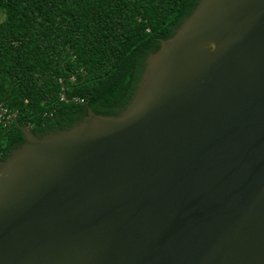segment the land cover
I'll use <instances>...</instances> for the list:
<instances>
[{"label": "water", "instance_id": "1", "mask_svg": "<svg viewBox=\"0 0 264 264\" xmlns=\"http://www.w3.org/2000/svg\"><path fill=\"white\" fill-rule=\"evenodd\" d=\"M17 125L0 264H264V0H200L118 115Z\"/></svg>", "mask_w": 264, "mask_h": 264}, {"label": "trees", "instance_id": "2", "mask_svg": "<svg viewBox=\"0 0 264 264\" xmlns=\"http://www.w3.org/2000/svg\"><path fill=\"white\" fill-rule=\"evenodd\" d=\"M199 1L0 0V161L24 139L17 123L40 136L88 108L118 115Z\"/></svg>", "mask_w": 264, "mask_h": 264}, {"label": "built area", "instance_id": "3", "mask_svg": "<svg viewBox=\"0 0 264 264\" xmlns=\"http://www.w3.org/2000/svg\"><path fill=\"white\" fill-rule=\"evenodd\" d=\"M0 117H1V114H0Z\"/></svg>", "mask_w": 264, "mask_h": 264}]
</instances>
